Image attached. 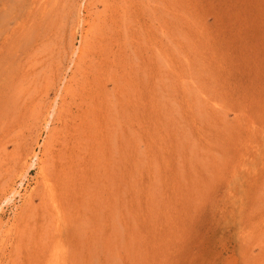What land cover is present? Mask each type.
I'll list each match as a JSON object with an SVG mask.
<instances>
[{
    "label": "rangeland",
    "instance_id": "374dc122",
    "mask_svg": "<svg viewBox=\"0 0 264 264\" xmlns=\"http://www.w3.org/2000/svg\"><path fill=\"white\" fill-rule=\"evenodd\" d=\"M0 264H264V0H0Z\"/></svg>",
    "mask_w": 264,
    "mask_h": 264
},
{
    "label": "bare ground",
    "instance_id": "6f19581e",
    "mask_svg": "<svg viewBox=\"0 0 264 264\" xmlns=\"http://www.w3.org/2000/svg\"><path fill=\"white\" fill-rule=\"evenodd\" d=\"M35 158H36V157H35ZM19 192H20V191H19ZM16 194H17V193H16ZM16 194L14 193L13 196L15 197ZM19 194H20V193H19ZM20 195H21V194H20ZM20 195L17 194L18 197H19ZM10 196H11V195H10ZM15 198H16V197H15ZM21 198H22V197H21ZM13 199H14V198H13ZM14 200H15V199H14ZM20 200H21V199H20ZM11 201H12V200H11Z\"/></svg>",
    "mask_w": 264,
    "mask_h": 264
}]
</instances>
